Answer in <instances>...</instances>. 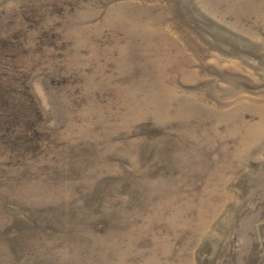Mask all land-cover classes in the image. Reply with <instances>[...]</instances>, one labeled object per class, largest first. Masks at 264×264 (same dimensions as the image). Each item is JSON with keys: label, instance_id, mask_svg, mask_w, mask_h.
I'll list each match as a JSON object with an SVG mask.
<instances>
[{"label": "rangeland", "instance_id": "1", "mask_svg": "<svg viewBox=\"0 0 264 264\" xmlns=\"http://www.w3.org/2000/svg\"><path fill=\"white\" fill-rule=\"evenodd\" d=\"M0 264H264V0H0Z\"/></svg>", "mask_w": 264, "mask_h": 264}]
</instances>
